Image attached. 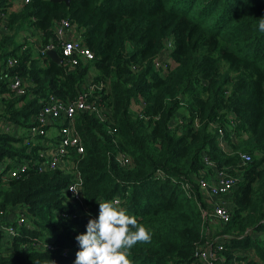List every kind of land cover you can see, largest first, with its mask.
Returning <instances> with one entry per match:
<instances>
[{
	"label": "trees",
	"instance_id": "obj_1",
	"mask_svg": "<svg viewBox=\"0 0 264 264\" xmlns=\"http://www.w3.org/2000/svg\"><path fill=\"white\" fill-rule=\"evenodd\" d=\"M20 1L0 0V161L7 169L37 160L41 147L25 145L23 135L49 97L71 101L103 82L94 95L109 121L74 116L83 146L80 212L65 192L68 174L0 176V227L15 231H0V264H74L75 237L98 218L99 202L116 198L152 237L130 250L132 264H189L212 242L223 264H264V0ZM59 20L91 61L69 69L37 54ZM163 53L162 73L154 62ZM14 76L25 86L18 97L8 88ZM118 153L129 168L116 164ZM240 154L249 157L245 166ZM204 158L238 177L225 197L229 220L213 226V239L201 234L196 181L208 176ZM20 214L25 223L15 227ZM45 244L53 250L39 248Z\"/></svg>",
	"mask_w": 264,
	"mask_h": 264
},
{
	"label": "built area",
	"instance_id": "obj_2",
	"mask_svg": "<svg viewBox=\"0 0 264 264\" xmlns=\"http://www.w3.org/2000/svg\"><path fill=\"white\" fill-rule=\"evenodd\" d=\"M20 0H15L19 4ZM26 3V0L24 1ZM2 24L0 23V27ZM30 44H35L34 39L27 40ZM169 48V43H166ZM24 47L22 48V50ZM38 55H45L46 52L53 51L59 58L60 63L69 69L76 68L80 62H89L93 56L91 52L82 47L75 39L73 27L66 20H59L52 29V41L43 47L36 46ZM46 56V55H45ZM168 58L166 53L155 59L154 68L159 72H164ZM16 63L13 59H8L6 68H11ZM105 83H88L87 88L78 93L71 101H60L54 97H49L46 103L29 119L28 127L23 135L24 144H35L41 147L37 153V160H28L13 168H7V164L0 161V176L2 180L8 178H19L25 176L28 171L35 173L60 171L70 176V182L66 186L65 192L71 203L80 212L82 206L81 192L73 193L70 188L75 187L81 191L82 180L78 171V164L83 154V146L75 130L74 116L79 112L94 114L99 122L109 121L108 111L96 105L98 97L94 95L96 91L102 90ZM24 83L16 76L9 79V92L18 97L24 94ZM91 97V99H90ZM4 131L8 128L1 124ZM114 130H112L113 132ZM221 135V133L219 132ZM45 139L40 145L36 140ZM222 136L219 138V146L222 147ZM74 156V157H73ZM116 164L121 168H129L131 161L122 153H118L115 158ZM205 168L209 170L207 177L197 179V186L200 193L201 205L200 217L203 222L202 236L213 239V226L225 224L229 220V212L226 208L225 197L235 187L238 177L231 173L232 168H218L204 158ZM249 162V157L243 154L238 156V166H245ZM185 195L188 199L192 197L185 186ZM198 204V203H197ZM4 214L0 212V219ZM9 219V215L6 217ZM15 227H20L25 223L23 215L16 216L12 222ZM13 226L0 227V231L9 237L14 235ZM213 241V240H212ZM206 243L204 248H198L193 254V260L189 264H223V260L217 257V253L222 250L220 245L212 246ZM39 248L52 251L48 245H41ZM250 255V254H249ZM243 253V257L249 256ZM64 256V255H63ZM241 257V256H240ZM227 264H243L241 261L231 260Z\"/></svg>",
	"mask_w": 264,
	"mask_h": 264
},
{
	"label": "clouds",
	"instance_id": "obj_3",
	"mask_svg": "<svg viewBox=\"0 0 264 264\" xmlns=\"http://www.w3.org/2000/svg\"><path fill=\"white\" fill-rule=\"evenodd\" d=\"M258 29L264 32V17L259 19ZM70 190L81 192L75 187ZM151 238L146 226L127 214L119 198L101 201L98 218L89 219L86 232L75 237L79 250L74 264H132L130 250L138 243H149Z\"/></svg>",
	"mask_w": 264,
	"mask_h": 264
},
{
	"label": "water",
	"instance_id": "obj_4",
	"mask_svg": "<svg viewBox=\"0 0 264 264\" xmlns=\"http://www.w3.org/2000/svg\"><path fill=\"white\" fill-rule=\"evenodd\" d=\"M69 1L70 0H52V2H63L64 4H68ZM45 55L49 60H51L55 64L60 63V58L53 51L46 52Z\"/></svg>",
	"mask_w": 264,
	"mask_h": 264
},
{
	"label": "rangeland",
	"instance_id": "obj_5",
	"mask_svg": "<svg viewBox=\"0 0 264 264\" xmlns=\"http://www.w3.org/2000/svg\"><path fill=\"white\" fill-rule=\"evenodd\" d=\"M3 249H5V248H3Z\"/></svg>",
	"mask_w": 264,
	"mask_h": 264
}]
</instances>
